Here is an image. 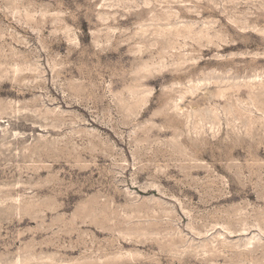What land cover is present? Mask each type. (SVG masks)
Wrapping results in <instances>:
<instances>
[{
	"label": "rangeland",
	"instance_id": "374dc122",
	"mask_svg": "<svg viewBox=\"0 0 264 264\" xmlns=\"http://www.w3.org/2000/svg\"><path fill=\"white\" fill-rule=\"evenodd\" d=\"M0 264H264V0H0Z\"/></svg>",
	"mask_w": 264,
	"mask_h": 264
}]
</instances>
